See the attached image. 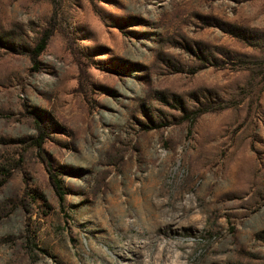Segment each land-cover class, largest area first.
Returning a JSON list of instances; mask_svg holds the SVG:
<instances>
[{
	"label": "rangeland",
	"instance_id": "obj_1",
	"mask_svg": "<svg viewBox=\"0 0 264 264\" xmlns=\"http://www.w3.org/2000/svg\"><path fill=\"white\" fill-rule=\"evenodd\" d=\"M0 264H264V0H0Z\"/></svg>",
	"mask_w": 264,
	"mask_h": 264
},
{
	"label": "trees",
	"instance_id": "obj_2",
	"mask_svg": "<svg viewBox=\"0 0 264 264\" xmlns=\"http://www.w3.org/2000/svg\"><path fill=\"white\" fill-rule=\"evenodd\" d=\"M48 39L49 36H45L42 40L41 43L38 45V47L34 50V54L36 57H39L42 55V53L46 50L47 45H48ZM58 191L61 193L63 191L62 184L59 180L56 181Z\"/></svg>",
	"mask_w": 264,
	"mask_h": 264
}]
</instances>
